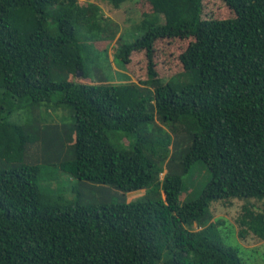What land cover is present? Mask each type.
I'll list each match as a JSON object with an SVG mask.
<instances>
[{"label":"trees","instance_id":"16d2710c","mask_svg":"<svg viewBox=\"0 0 264 264\" xmlns=\"http://www.w3.org/2000/svg\"><path fill=\"white\" fill-rule=\"evenodd\" d=\"M145 1L113 54L125 70L142 53L145 78L117 83L94 42L118 29L97 4L0 0V264H245L211 209L233 199L236 236L264 239V0H221L225 18H202L203 0ZM177 38L181 68L160 77L157 43ZM197 161L209 178L181 203ZM44 166L143 194L65 199Z\"/></svg>","mask_w":264,"mask_h":264},{"label":"rangeland","instance_id":"374dc122","mask_svg":"<svg viewBox=\"0 0 264 264\" xmlns=\"http://www.w3.org/2000/svg\"><path fill=\"white\" fill-rule=\"evenodd\" d=\"M86 1L97 4L99 6V12L110 21L111 26L116 25L118 29L112 40H100L94 42V46L97 49H107L108 59L104 55V52L100 54V57L105 68L104 70L112 76L111 80L117 83L127 82L128 80H133L135 82L143 80L145 78V60L142 57V53L134 54L131 62L128 64V68L125 70L122 68L120 61L113 58V54L119 34H125L131 28L132 20H137L140 13L147 10L146 1L130 0L117 7L106 0ZM230 14H232V12L221 0L202 1V18H225ZM133 34L134 33L131 31L128 33L131 38L134 37ZM186 43L187 41L178 38L165 39L157 43L158 57L156 59V68L160 77H169L181 68L176 59L180 50L185 48ZM141 61H143V63ZM99 72L100 71L97 72V75L102 76L103 74ZM72 78L82 82L91 81L89 78H82V74L72 76ZM62 113L64 114L65 112ZM3 115L8 120H18V118H21L20 116L26 115V113L23 112V110L17 109L11 114L5 113ZM45 118V121L48 123L59 122L61 120V116H57L52 111L48 112L47 117ZM122 140L125 143L128 141L125 136L122 137ZM36 153L38 155L35 144L27 147L26 154H28V157L34 156ZM43 171V177L40 181L41 185L46 186L53 191H57L65 199L72 198L76 191H83L84 193L91 191V193H94L96 196L105 191L116 200L126 201L138 198L143 194V190H136L122 194L108 184L99 185L88 181L83 182L53 166H44ZM183 178L184 186L178 195V199L181 203L198 196L209 178V171L204 162L197 161ZM86 199L90 200V197L87 196ZM252 201L253 200H251V202ZM243 204L244 200L240 199L215 202L211 207L213 218L215 220L223 221L220 227L224 242L238 248L239 254L245 264H260L264 258V239L257 238L251 232L245 234L244 237L236 236L238 230L236 217L240 214L241 206ZM193 228L198 229L199 227L194 224Z\"/></svg>","mask_w":264,"mask_h":264},{"label":"water","instance_id":"95a60500","mask_svg":"<svg viewBox=\"0 0 264 264\" xmlns=\"http://www.w3.org/2000/svg\"><path fill=\"white\" fill-rule=\"evenodd\" d=\"M80 74H82V71L79 70V71L77 72V75H80Z\"/></svg>","mask_w":264,"mask_h":264}]
</instances>
